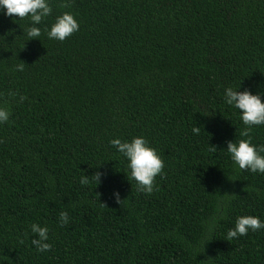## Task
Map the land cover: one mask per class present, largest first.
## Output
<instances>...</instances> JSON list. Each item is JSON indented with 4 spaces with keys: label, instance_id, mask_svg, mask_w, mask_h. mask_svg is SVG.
Segmentation results:
<instances>
[{
    "label": "trees",
    "instance_id": "trees-1",
    "mask_svg": "<svg viewBox=\"0 0 264 264\" xmlns=\"http://www.w3.org/2000/svg\"><path fill=\"white\" fill-rule=\"evenodd\" d=\"M50 3L31 40L30 19L0 11V264H264V229L226 236L264 220V173L230 159L246 126L224 101L240 85L264 99V0ZM63 12L79 30L48 39ZM141 135L164 161L150 194L110 144ZM249 135L264 145V125Z\"/></svg>",
    "mask_w": 264,
    "mask_h": 264
},
{
    "label": "clouds",
    "instance_id": "clouds-1",
    "mask_svg": "<svg viewBox=\"0 0 264 264\" xmlns=\"http://www.w3.org/2000/svg\"><path fill=\"white\" fill-rule=\"evenodd\" d=\"M0 11L6 16L13 14L20 19L27 17L31 24L24 30L29 40L39 38L41 28L38 26L42 20L52 12L50 0H0ZM79 30V21L71 12H63L57 15L54 22L46 29V35L50 40L63 41ZM16 70L23 71V64L16 65ZM241 87V85H240ZM231 86L224 89V101L227 105L239 110L240 120L244 127L240 136L241 139L227 141L226 151L239 169H248L251 172L264 173V145L252 143L249 131L252 126L264 125V99L261 93H253L249 89L239 90ZM10 111L0 106V123L8 121ZM194 134L200 132L198 126L192 128ZM117 152L122 154L127 161L128 175L136 182L138 191L151 193L154 190V180L158 174H162L164 161L157 149L149 144L144 136H134L130 140L114 138L110 141ZM101 172L92 176L83 175L80 178L81 184H87L89 177L101 182ZM117 203H121L120 193L113 192ZM69 216L66 211L59 213V222L68 223ZM264 229V220L254 215L237 216L234 227L227 230V240L243 236L249 231ZM31 233L35 234L31 240L38 252H44L51 248L49 243V228L45 225L33 222L30 225Z\"/></svg>",
    "mask_w": 264,
    "mask_h": 264
}]
</instances>
